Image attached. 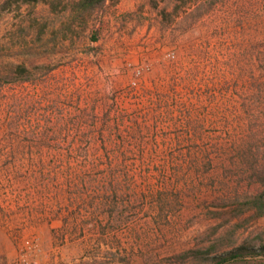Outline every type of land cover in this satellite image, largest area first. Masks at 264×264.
Masks as SVG:
<instances>
[{
    "label": "rangeland",
    "instance_id": "rangeland-1",
    "mask_svg": "<svg viewBox=\"0 0 264 264\" xmlns=\"http://www.w3.org/2000/svg\"><path fill=\"white\" fill-rule=\"evenodd\" d=\"M79 3L0 0V249L35 225L57 264L237 247L226 264H264V214L244 205L264 175V0ZM162 128L175 138L145 137Z\"/></svg>",
    "mask_w": 264,
    "mask_h": 264
},
{
    "label": "crops",
    "instance_id": "crops-1",
    "mask_svg": "<svg viewBox=\"0 0 264 264\" xmlns=\"http://www.w3.org/2000/svg\"><path fill=\"white\" fill-rule=\"evenodd\" d=\"M158 77H161V75H157ZM158 80V79H157ZM157 84V82H156ZM144 90L146 89V87H143ZM153 89V88H150ZM143 90V92H144ZM136 105L135 103H129L126 105V103L124 105H122L120 102H118L117 105V110L119 109H131L134 108ZM154 104H142L139 105V108H144V106H152ZM159 105L153 106V107H158ZM160 128V126L158 125V127L156 129ZM167 136V137H166ZM170 136V137H169ZM146 138H152L150 140H165L167 139H174L175 137L173 136V134H165V128H162V131L159 133H155V134H147L145 136ZM134 138H138V137H134ZM19 218H15L16 221H12V226H16L18 224V220ZM30 223V222H29ZM36 226L35 225H29L26 226L24 229V233L21 235L19 230H15V231H9V237L11 240V245L5 246L3 248L0 249V264H1V260L2 258H5L9 261L11 260V258L14 257V255L17 253L19 247L21 245H23L27 239L34 237V234H37L36 232H38L36 230ZM8 236V235H7ZM61 258V249L54 245L53 247H45L43 245L40 244V252L34 255V259L37 260V262H39L40 264H57L58 258ZM7 263V264H8Z\"/></svg>",
    "mask_w": 264,
    "mask_h": 264
},
{
    "label": "built area",
    "instance_id": "built-area-1",
    "mask_svg": "<svg viewBox=\"0 0 264 264\" xmlns=\"http://www.w3.org/2000/svg\"><path fill=\"white\" fill-rule=\"evenodd\" d=\"M174 52L168 51L164 55H161V57H155L150 59H143L140 61V63L133 64L131 67L133 71V76L135 79L131 82V87L136 89L137 91H143V86L140 85L141 80L146 77L148 73L152 70V62L157 60L161 61L162 58L166 59H173L174 58ZM132 63L128 62V65L131 66ZM142 78V79H141ZM40 252V244L38 242V239L34 236L26 240V242L21 245L17 251V253L14 255L13 258L9 261L8 264H40L37 262V260L34 259V255Z\"/></svg>",
    "mask_w": 264,
    "mask_h": 264
},
{
    "label": "trees",
    "instance_id": "trees-1",
    "mask_svg": "<svg viewBox=\"0 0 264 264\" xmlns=\"http://www.w3.org/2000/svg\"><path fill=\"white\" fill-rule=\"evenodd\" d=\"M13 2H22V3H31V2H39L43 0H12ZM103 0H80V7H82V11H89L97 7ZM261 190L255 195L248 198L244 201V205L253 211V216L259 217L264 214V175L260 179ZM241 247H237L232 251H229L223 255L218 256L214 260V264H226L229 260H235L241 258L244 253L247 251H243ZM252 253H257L259 251L264 252V246L258 249H250Z\"/></svg>",
    "mask_w": 264,
    "mask_h": 264
}]
</instances>
